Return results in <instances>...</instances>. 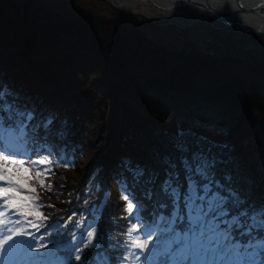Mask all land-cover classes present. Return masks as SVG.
I'll list each match as a JSON object with an SVG mask.
<instances>
[{
	"label": "trees",
	"instance_id": "trees-1",
	"mask_svg": "<svg viewBox=\"0 0 264 264\" xmlns=\"http://www.w3.org/2000/svg\"><path fill=\"white\" fill-rule=\"evenodd\" d=\"M114 9L101 19L46 9L33 0H0V84L35 111L34 123L55 118L48 132L52 154L45 151L42 158L51 163L41 166L51 169L41 177L51 191L24 173L39 200L54 205L40 209L47 217L42 222L67 221L75 212L62 223L70 228L82 215L91 219L85 209L103 204L96 227L104 230L105 247L109 238L119 241L112 255L128 257L122 251L130 242L127 229L142 226L126 211L120 179L130 180L131 174L124 165L160 169L159 157L173 151L178 128L190 133V142L207 137L220 144L223 170L233 172L240 187L251 185L254 197L264 198V61L193 44L176 48L148 35L136 16ZM111 112L121 116L120 125L108 118ZM58 130L65 135L57 136ZM39 133L43 137L45 130ZM135 192L142 197L140 188ZM24 226L44 237L37 243L51 247L45 227ZM74 257L72 264H80ZM125 264H133L131 257Z\"/></svg>",
	"mask_w": 264,
	"mask_h": 264
},
{
	"label": "snow or ice",
	"instance_id": "snow-or-ice-1",
	"mask_svg": "<svg viewBox=\"0 0 264 264\" xmlns=\"http://www.w3.org/2000/svg\"><path fill=\"white\" fill-rule=\"evenodd\" d=\"M54 119L49 115L34 123L35 111L0 84V160L5 162L0 163V264H72L73 254L80 264H125L128 257L133 264H264V198L254 197L251 185L240 187L233 172L223 170L220 144L207 137L190 142V133L181 128L172 141L173 151L159 157L160 169H146L130 161L124 165L131 174L130 180L120 179L126 211L142 226L132 224L127 229L130 242L123 244L122 251L128 257L112 255L120 248L119 241L113 243L109 238L105 247L104 230L96 227L103 204L85 209L91 219L82 215L70 228L62 223L71 221L75 212L67 221L60 218L45 225L42 220L47 217L40 209L54 205L39 200L24 173L51 191V183L46 185L41 178L51 174V169L37 167L51 162L32 156L42 150L52 154L48 132ZM56 135L65 133L58 130ZM17 156L26 157L28 166L24 159H11ZM32 168H36L34 177ZM136 188L141 189L142 197L137 196ZM149 207L152 211L145 216ZM29 216L38 223L29 221ZM25 222L37 231L45 227L51 247L37 243L44 237L27 231ZM19 236L31 239H13Z\"/></svg>",
	"mask_w": 264,
	"mask_h": 264
},
{
	"label": "rangeland",
	"instance_id": "rangeland-1",
	"mask_svg": "<svg viewBox=\"0 0 264 264\" xmlns=\"http://www.w3.org/2000/svg\"><path fill=\"white\" fill-rule=\"evenodd\" d=\"M33 1L42 5V7L46 9L47 7H50L51 9H57L56 11L59 12H68V9L71 11L77 10L78 13L89 12L92 15L99 16L101 19L107 17L108 13L112 15L115 10L114 8H117L110 0ZM123 11L136 16L139 20H137V22H139L142 27H145L148 35L163 41L165 44L173 45L176 48L184 47L186 44H193L199 49L208 52L211 51L218 54L221 52L230 54L242 53L244 55H250L251 57H257V59L264 61V34L241 30L234 26L227 25L223 21L218 22L213 16L197 20L196 22L186 21L185 23H181L172 19V16H168L167 18V16L163 14L159 16H150L141 12L133 13L127 10ZM132 59L134 62H138L140 58L135 57ZM100 97H102V95ZM97 100L93 99V102L96 103ZM126 103L128 105L130 104L136 111L140 112L142 118L146 116L135 101L127 100ZM113 114L114 113L112 112L111 115L108 114V118L111 120L113 117L115 124L120 125L122 122L121 116L118 115L115 117ZM116 137L117 135L115 138ZM43 153L42 150L38 156H32V159L37 160L42 157ZM11 159H24L26 160L25 166H28L26 157L17 156L16 158ZM0 163L5 162L0 160ZM41 166L42 165H38L37 167L41 170ZM35 171L36 168H32L31 174L34 175Z\"/></svg>",
	"mask_w": 264,
	"mask_h": 264
},
{
	"label": "bare ground",
	"instance_id": "bare-ground-1",
	"mask_svg": "<svg viewBox=\"0 0 264 264\" xmlns=\"http://www.w3.org/2000/svg\"><path fill=\"white\" fill-rule=\"evenodd\" d=\"M110 1L120 10H127L133 13L141 12L150 16L163 14L167 18L168 16H172V19L181 23H185L186 21L196 22L197 20L213 16L218 22L223 21L227 25L240 27L241 30L248 28L251 31L264 32V10L255 11V9H252V0H242L241 5L243 8L237 2L232 3L233 0H220L218 2H215V0H210L209 2L203 0V3H199L198 1L190 3L188 0ZM228 19L233 21L228 22Z\"/></svg>",
	"mask_w": 264,
	"mask_h": 264
},
{
	"label": "water",
	"instance_id": "water-1",
	"mask_svg": "<svg viewBox=\"0 0 264 264\" xmlns=\"http://www.w3.org/2000/svg\"><path fill=\"white\" fill-rule=\"evenodd\" d=\"M192 1V2H191ZM195 1H198L199 3H203L202 1L203 0H188V2H190V3H194ZM206 1H210V0H206ZM218 1H220V0H215V2H218ZM230 1V0H229ZM251 1V0H250ZM235 2H237V4L238 5H240L241 6V8H243L242 7V5H241V2H242V0H233V2L232 3H235ZM251 2H253V4H252V9H255V11H261V10H264V0H252ZM222 21V20H221ZM228 22H232L233 20H231V19H228L227 20ZM235 27V26H234ZM237 28V27H236ZM240 27H238V29H239ZM241 29V28H240ZM244 29H246L245 31H249V32H253V33H257L258 31H251L250 29H248V28H244ZM258 33H262V34H264V32H258Z\"/></svg>",
	"mask_w": 264,
	"mask_h": 264
}]
</instances>
